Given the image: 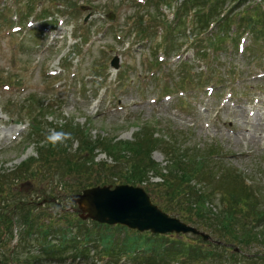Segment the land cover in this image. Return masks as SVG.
I'll return each instance as SVG.
<instances>
[{
    "label": "rangeland",
    "instance_id": "rangeland-1",
    "mask_svg": "<svg viewBox=\"0 0 264 264\" xmlns=\"http://www.w3.org/2000/svg\"><path fill=\"white\" fill-rule=\"evenodd\" d=\"M148 1L0 0V206L11 205L6 212L13 223L7 229L0 222V264H85L80 257L66 256L61 261L45 257L39 234L22 241L20 214L28 213L36 225L58 231L68 226L69 237L78 227L99 230L91 219L82 220L72 195L81 193L87 183L115 187L116 179L105 183L100 166L114 165V156H129L126 145L138 146L144 131L163 144L152 148L156 165L147 182L135 186L144 188L160 208L168 203L158 187L163 183L161 174L168 175L173 161L167 143L181 147L177 155L185 149L218 152L215 181L220 182L221 170L233 171L236 180L248 187L243 186L246 192L261 197L257 209L264 216V37L257 40L253 32L242 35L241 25L229 26L218 51L207 42L225 23L213 29L210 24L205 35L182 28L169 37L166 23L171 27L178 23L177 9L183 0L170 4L166 0L158 11L156 6L148 8ZM237 1L225 0L223 5L238 14L243 6L236 7ZM43 10L51 14L46 20L40 16ZM150 13L158 19L151 21ZM237 14L232 17L236 23ZM115 58L117 68L112 65ZM57 129L77 133L53 146L46 136ZM82 137L97 146L77 162L88 156L91 174L67 173L62 162L55 163L59 168L42 165L41 161L52 158L79 156ZM102 139L111 142L103 145ZM233 185L224 187L231 190ZM221 204L215 196L205 205L218 215ZM15 207L19 212L11 211ZM182 211L193 216L187 204ZM210 218L209 226L218 228L219 219ZM206 228L201 231L215 242L214 231ZM250 230L249 245L239 252L238 264H264L260 259L264 225ZM111 232L118 244L129 235L123 228ZM91 233L92 257L98 236ZM253 233L258 234L253 237ZM177 235L189 240L193 236ZM51 239L56 244L62 238L56 232ZM208 254L216 255L217 250ZM248 257L254 259L252 263ZM206 260L203 264H216L214 256ZM118 264L130 263L122 258Z\"/></svg>",
    "mask_w": 264,
    "mask_h": 264
},
{
    "label": "trees",
    "instance_id": "trees-1",
    "mask_svg": "<svg viewBox=\"0 0 264 264\" xmlns=\"http://www.w3.org/2000/svg\"><path fill=\"white\" fill-rule=\"evenodd\" d=\"M171 1L173 0L167 3L170 4ZM248 1L251 2V4L244 6ZM148 2V8L156 6V10L158 11V6L165 3L166 0H149ZM224 3L225 0H183L180 7L177 9L178 18L176 20H178V23L176 25L174 24L172 27L166 23V29H171L167 33V36H172L175 30L182 32V28H185L186 31L189 30V34L194 32V34L204 33L203 35H205L210 24H213V29L214 27H218L221 23H225L224 28L219 26L217 32H212L213 39L208 38V45L216 51L219 50L220 43L225 41L224 39L227 36L229 26H235V29H238L239 25H241V27H244L242 35L253 32L257 40L264 37V17L262 15V3H264V0L259 1V3L255 0H238L235 6L239 8V5H242L243 9H240L239 13H234V15L232 14V8L226 10L223 5ZM235 14L240 16L238 23L232 20V17L236 16ZM40 16L42 19L46 20L51 14L49 15L47 10H43ZM157 17L158 15L152 16L151 21L157 20ZM194 17H196V19L193 22L192 20ZM186 21L188 24H185ZM153 23L151 27L154 26ZM145 29L146 28L143 30ZM56 131H58V129ZM68 133H77V131L69 129ZM155 140L156 138H154L151 133L144 131L138 140V146L135 144H130V146L126 145L128 148L126 152H129V156H127V154L122 159L114 156V165H101L99 174L102 173L106 176L104 180L105 183L108 182V178L116 179L117 185H140L147 182V180H145L146 176L156 165L152 159V148H157L158 144L160 146L163 144L162 141ZM88 142L92 141L90 140ZM88 142L82 137L79 145V156H73L71 158L66 157L63 160L60 158L57 159V161L55 158H52V160L41 161V163L45 166H51L55 163L62 162L65 166H61L70 171H66L67 173L72 174L76 172L78 175L85 173L91 174L92 168L89 166L88 156L84 157L82 160L83 163H77L78 160H81L83 154H89V152L97 148V146L93 145L94 143L89 145ZM110 142L111 140L104 141V139H102L101 144L109 145ZM167 147H169L168 150H170L173 161L171 163L172 168L170 170L168 169V175L161 174L163 183L158 185L161 193L168 197V203L161 204V208L187 223H192L200 230L207 227L206 229L208 231H214V233L217 230L221 231L222 233L220 236H218L217 232L215 234L213 233L212 237L215 242L211 240L204 241L200 235L192 234L193 236L191 240H189L188 238L186 239L185 236H180L175 233L153 234L150 231L139 232L136 230H128L126 227L120 225L111 227L95 221H92L93 226L95 225L99 230L94 231L78 227L77 233L69 237L68 226L66 231L62 229L58 231L53 228L54 226H46L39 223L36 225L33 217L24 212V214H20L22 213L21 211H23L20 210L19 214L22 219L21 231L23 232L21 237L22 241H25L34 234H39L41 243L44 247L43 253L45 257L60 261L65 260L66 256H73L74 259L80 257L85 264H93L90 258H96V262L108 259V262L105 264H118L122 258L128 260L130 264H203L207 261L206 259L208 257L212 258L213 256L216 264H238L239 252H242V249L247 248L249 245L248 242L251 236L250 229L257 228L258 225L260 227L264 225V222L261 223L264 216L261 215V212L257 209V204L259 203L258 197L260 199L261 197L255 195V193L246 192V189L243 187L245 185L242 181L240 183L239 179L237 180H239L240 184L238 183L233 171L221 170V174L218 176L220 182L215 181L217 174L214 172L213 168L217 167L215 158L219 156L218 152L212 150L198 151L197 149H185V153L183 151L182 154L177 155L179 151H182L180 146L174 144L168 146L167 143H165V148ZM108 149L107 147V150ZM46 156L47 158H51L50 155ZM56 156L57 155H55V157ZM55 167L59 168L60 165L55 164ZM74 168H76L75 171ZM1 182L0 180V184ZM225 183H230V185L234 183L235 185L230 188L231 190H227L228 188L224 187ZM91 187L92 185L87 183L84 184L82 188L87 189ZM245 187L248 188L247 186ZM215 196H219L222 203L218 215H214L212 209L205 205ZM185 204L193 211L192 217L182 211V206H185ZM5 205L8 206L5 208L0 206V222L6 224L7 229H11V225L13 224L11 223L12 219L8 218L6 212L10 211L9 206L11 205ZM12 209H14L11 210L13 212L18 211L17 207ZM210 216H212L213 219L214 217L219 219L216 220L218 228H214L213 224L212 227L209 226L211 223ZM249 219L252 221V225H250ZM216 225L217 224H215V226ZM115 228L126 229V232L129 234L120 244L116 242V237L114 233L111 232ZM239 228H242V230L237 231ZM56 232L62 239L60 242L54 244L51 238ZM91 232H94V234H96L95 236H98L96 241L93 240L96 248V255L93 254L92 257L90 249H88V242L91 241ZM257 234L253 233L252 236L254 237ZM97 244L100 246L99 250L97 249ZM70 248L75 249L74 254L69 253ZM221 249L222 251H220ZM215 250H217L216 255H207V252L209 253ZM260 259L264 260V257L262 256ZM253 260L254 259L249 257L247 258L248 262L252 263Z\"/></svg>",
    "mask_w": 264,
    "mask_h": 264
},
{
    "label": "water",
    "instance_id": "water-1",
    "mask_svg": "<svg viewBox=\"0 0 264 264\" xmlns=\"http://www.w3.org/2000/svg\"><path fill=\"white\" fill-rule=\"evenodd\" d=\"M112 17V16H111ZM118 67L117 58L112 62ZM83 220L91 219L101 224L123 225L139 232L153 234H194L204 241L212 238L196 226L165 212L153 203L150 195L140 186L130 184L94 186L72 195Z\"/></svg>",
    "mask_w": 264,
    "mask_h": 264
},
{
    "label": "clouds",
    "instance_id": "clouds-1",
    "mask_svg": "<svg viewBox=\"0 0 264 264\" xmlns=\"http://www.w3.org/2000/svg\"><path fill=\"white\" fill-rule=\"evenodd\" d=\"M70 139H72L71 133L63 132V131L52 130L46 136L47 142L53 146L66 143V141Z\"/></svg>",
    "mask_w": 264,
    "mask_h": 264
},
{
    "label": "bare ground",
    "instance_id": "bare-ground-1",
    "mask_svg": "<svg viewBox=\"0 0 264 264\" xmlns=\"http://www.w3.org/2000/svg\"><path fill=\"white\" fill-rule=\"evenodd\" d=\"M243 121H246V123L248 122L244 117H243ZM257 121V124L259 123V121L258 120H256ZM256 121H253L251 124L253 125V126H255V128H256Z\"/></svg>",
    "mask_w": 264,
    "mask_h": 264
}]
</instances>
